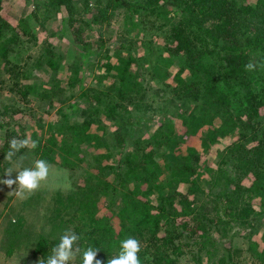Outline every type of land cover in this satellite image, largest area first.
I'll return each instance as SVG.
<instances>
[{
    "label": "trees",
    "instance_id": "trees-1",
    "mask_svg": "<svg viewBox=\"0 0 264 264\" xmlns=\"http://www.w3.org/2000/svg\"><path fill=\"white\" fill-rule=\"evenodd\" d=\"M24 1L32 7L28 15L47 37L39 44L35 63L23 70L12 62L14 54L21 52L26 41L36 43L38 35L28 29L16 31L0 13V59L16 92L28 96L35 89L30 81L20 84L18 77L27 79L31 68L40 66L52 70L59 62L60 55L49 41L57 30L48 31L44 23L48 18L54 20L61 9L65 29L58 33L68 36L69 46L81 58L101 56L98 70L114 77L116 83L111 95L100 93L110 96L107 104L103 97L97 99L99 91L94 97L96 89L79 93L83 108L74 123L69 122L72 111L78 109L74 102L67 106L70 112L60 111L56 119L17 129L6 127L2 117L12 106H1V165L12 137H30L39 141L37 148L22 149L17 157L30 151L37 159L78 173L71 189L62 192L64 198L56 200L59 205L53 208L46 228L39 233L15 230L14 237L9 231L7 243L15 250L16 243L32 245V256L46 258L62 233L72 229L81 237V248H100L97 259L102 264L129 236L141 242L142 264H172L181 254L193 256L196 243L212 254L211 264H264V242L260 244L254 232L246 237L244 256L231 243L239 222L264 212L256 208L258 203L264 205V0ZM1 5L2 0L0 9ZM170 12L174 16L168 18ZM121 13L126 27L123 34L148 18L150 29L157 25V30H163L166 43L159 46L142 39L133 47L135 32L126 43L119 42L115 48L111 42L108 48L106 43L112 38L105 37L103 29L118 23ZM136 17L141 21L135 22ZM167 26L166 32L163 28ZM78 45L79 51L75 49ZM30 57L27 54L28 61ZM249 62L258 65L255 71L245 70ZM78 68L68 76L70 87L77 80ZM156 68L168 72L160 90L169 89L172 98L178 94L181 102L192 107L189 116L170 112L162 121H154L155 117L147 121L140 110L144 95L137 102L131 93L137 88L144 93L147 87L135 74L138 78ZM51 91L44 90L42 96L49 97ZM109 120L121 127L119 131L135 133L133 144L121 146L119 131L106 136L104 121ZM180 125L184 131L178 130ZM202 129L207 133L205 139ZM198 135L202 138L199 145L180 147L189 136ZM174 141L179 146L172 147ZM215 144L219 148L214 151V162H209L205 154ZM1 169L0 173L5 171ZM180 184H187L185 191L177 190ZM115 197L120 200L118 205ZM17 220L15 226L20 229L22 217ZM209 228L217 238L210 239ZM74 264H80L79 257Z\"/></svg>",
    "mask_w": 264,
    "mask_h": 264
},
{
    "label": "rangeland",
    "instance_id": "rangeland-1",
    "mask_svg": "<svg viewBox=\"0 0 264 264\" xmlns=\"http://www.w3.org/2000/svg\"><path fill=\"white\" fill-rule=\"evenodd\" d=\"M91 2V0H90ZM30 4H26L24 0H2V5L0 9L1 16L6 19L12 28H15L16 31H20V29H28L31 32H34L38 35V40L36 43L34 41H26L27 38H22L26 42L22 44V50L19 54H14L12 59L13 63H16L23 70L25 68H30L34 63L36 56L38 55L39 44L42 40L47 37V35L41 30L42 28L35 23L30 13ZM57 17L54 20L46 19L44 23V27L49 31L54 29V32L57 30V34L55 36L49 37V41H52L56 47L57 53L60 55L59 62L56 67L52 70L48 69L46 66H40L36 68H31V72L28 75L27 79L22 77H18V82L21 84L26 83V81H30L35 89L33 93L28 96L20 95L16 92V87L14 85V80L9 75V73L4 72L5 64L2 59H0V108L1 106H6L15 108V112L12 111V108H8V112L3 114L2 117L6 119V127L14 126V128L23 127H31L34 121H39L43 119H52L59 117L61 112H70L67 107L68 104L74 102L77 104V111H72L73 114L69 117V122H75L76 117L80 114L79 111L83 108L82 97H80L79 93L83 92V90L96 89L94 92V97L97 99L100 97L104 98V101L107 104L110 102V96L106 97L105 95H101L100 93H112V87L116 83L114 77H106L102 75L101 71L98 70L99 60L101 56H81L77 55L78 53L73 50L68 44V36H62V34L58 33V30L63 32L62 29L65 27L62 26V18L65 16V13L61 11L57 12ZM120 20L118 23L113 24L109 27H104L103 31L105 32V37L111 36V41L106 43L107 47H110L111 42H113V47H117L119 42L125 41L129 39V36L135 35L137 40L132 46L134 47L137 42L144 39L146 42L149 40H153V42L159 46H163L166 42L164 39L163 30H157V23L154 28L150 29V25L147 23L148 18H144L143 23H140L137 26V29H133L127 34H123L122 31L125 30L124 25V17L123 13L120 14ZM174 13L170 12L168 14V18L173 17ZM26 18L23 22H21V18ZM140 18V17H139ZM139 18H135V22H139ZM152 19L151 17H149ZM141 19V18H140ZM140 26V27H139ZM141 28V29H140ZM164 31L168 29L167 27L163 28ZM167 34V33H166ZM77 51L81 50V45L76 46ZM104 49L102 53H104ZM123 50H126L123 48ZM120 50L116 52L119 53ZM27 54L31 55L30 60L28 61ZM115 59V56H113ZM98 60V61H97ZM78 71L75 74V78H77L74 86H68L67 80L71 71H73L77 67ZM167 71L160 70L159 68L154 69V71L150 74H140L137 78L135 74V79L140 83L146 85V90L144 93L139 92V88H137L136 93L133 91L131 93L132 97L139 100L140 95H144L145 103L140 106V110L145 114L147 121L150 118H154V121L163 120L164 115L170 112L179 113L181 116H189L191 106L187 103H183L182 98L178 96V94L174 93V98L172 93H169V89L162 92L160 90L161 84L167 80ZM153 78V81H152ZM5 79V82H3ZM134 80V79H133ZM81 85L83 88H81ZM54 86V87H53ZM19 87V86H18ZM52 88L51 95L49 97L42 96V93L46 89ZM89 93V92H88ZM92 93V92H91ZM93 97V96H92ZM93 97V99H94ZM172 98V99H171ZM96 100V99H94ZM147 101V102H146ZM152 102V103H149ZM131 108V106H129ZM2 111V109H1ZM61 111V112H60ZM104 124L107 126L106 136L109 134L115 135L117 131L120 130L121 127L115 126L113 121H104ZM10 125V126H9ZM179 131H184L185 128L181 125L178 128ZM206 130V127H205ZM203 133V137L205 139L206 132L201 131ZM4 133V130H3ZM2 131H0V137H2ZM121 136L119 139L121 140V146L124 145L128 147L133 144V140L135 138V133L128 134L123 132V130L119 131L118 135ZM174 134V133H173ZM176 136V134H174ZM198 136H189L185 143L180 147L189 144L195 143L199 145L200 141ZM218 144V143H217ZM215 144L212 149H210L207 154H205L210 161L214 162L215 154L214 151L218 149V145ZM1 145V142H0ZM149 145V144H147ZM146 145V146H147ZM163 145V144H159ZM179 146L178 142L174 141L172 143V147ZM169 147H167V151H169ZM166 151V153H167ZM23 157L22 162L19 161L18 157L14 158L11 161L5 160L2 161V165L0 162L1 170H5L7 168H12L14 171H18L17 164L19 163L21 167H31L33 162L37 159L34 155H30V151H26V154L21 155ZM19 156V157H21ZM169 154H167V157ZM8 166H6V163ZM5 164V169L4 168ZM52 165V164H51ZM229 164V169H230ZM231 170V169H230ZM5 171L0 173V181L7 179L8 177L4 174ZM16 175L15 172L12 173V178ZM78 178V173H71L67 168L52 165V169L47 181L42 182L41 187L27 196L24 199L18 197L13 190L16 189V185H13L12 188L7 187L4 183L0 182V264H38L39 258L32 256V245H24L22 243H16V238H13L15 241L18 250H15L16 247L7 243L9 239L8 232L10 231L12 237H14L15 230H34L36 233H39L42 228L47 227L46 221L52 216L53 217V208L58 207L59 198H64L62 192L68 191L72 187V183L74 180ZM200 179V178H199ZM201 180V179H200ZM198 180V185L201 181ZM223 186V185H222ZM169 187V186H168ZM186 185L180 184L178 185L179 191H185ZM221 187V186H217ZM170 188V187H169ZM115 204L118 205L119 198L115 197ZM259 204V206H258ZM256 204L257 210L261 211L264 209V205L258 203ZM22 217L21 228L18 229L16 223L18 222L17 217ZM260 216V217H259ZM252 214L243 223L239 222L236 227V231L238 234L232 236V244L235 247H240L243 250L242 255L244 256L246 249V237L254 232L256 237L259 240V243L262 244L264 242V212L260 215ZM209 234L211 236V240L218 237V234L215 230H211L209 228ZM34 240V239H33ZM182 241L184 239L182 238ZM211 244V243H210ZM208 249L210 245H207ZM212 246V245H211ZM222 251L219 249V253ZM195 255L190 256L188 253L181 254L179 257H176L172 264H211L214 261V258L209 255L204 249H200L199 245L196 243L194 246ZM213 252V246L212 251ZM190 259H193L190 261Z\"/></svg>",
    "mask_w": 264,
    "mask_h": 264
},
{
    "label": "clouds",
    "instance_id": "clouds-1",
    "mask_svg": "<svg viewBox=\"0 0 264 264\" xmlns=\"http://www.w3.org/2000/svg\"><path fill=\"white\" fill-rule=\"evenodd\" d=\"M257 64L249 62L245 65L246 71H255ZM39 141L32 140L30 137L19 139L12 137L8 141L9 150L5 154V160L11 161L13 157H17L22 149H36ZM22 162L23 157H18ZM18 171L12 168L5 169L4 174L8 177L3 181L7 187L12 188L16 185V189L10 193H15L21 199L26 198L37 191L42 182L48 180L52 165L45 159H36L31 167H21L18 163ZM16 175L12 178V173ZM81 237L72 229H66L59 238V242L50 249V254L46 258L41 257L38 264H74L77 258H80V264H102L97 259L100 248L91 245L86 248L80 246ZM142 251L141 242L134 237H127L120 241L118 252L108 259L107 264H142L140 253Z\"/></svg>",
    "mask_w": 264,
    "mask_h": 264
}]
</instances>
